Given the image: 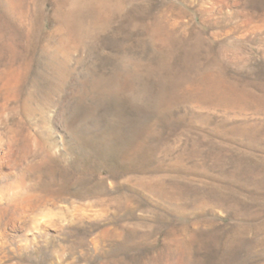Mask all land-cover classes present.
I'll return each mask as SVG.
<instances>
[{"label": "rangeland", "instance_id": "obj_1", "mask_svg": "<svg viewBox=\"0 0 264 264\" xmlns=\"http://www.w3.org/2000/svg\"><path fill=\"white\" fill-rule=\"evenodd\" d=\"M0 264H264V0H0Z\"/></svg>", "mask_w": 264, "mask_h": 264}, {"label": "bare ground", "instance_id": "obj_2", "mask_svg": "<svg viewBox=\"0 0 264 264\" xmlns=\"http://www.w3.org/2000/svg\"><path fill=\"white\" fill-rule=\"evenodd\" d=\"M48 211V210H47ZM48 212H50V211H48ZM21 216V215H20Z\"/></svg>", "mask_w": 264, "mask_h": 264}]
</instances>
